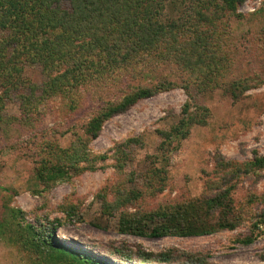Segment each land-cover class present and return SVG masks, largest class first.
Segmentation results:
<instances>
[{
    "label": "rangeland",
    "instance_id": "rangeland-1",
    "mask_svg": "<svg viewBox=\"0 0 264 264\" xmlns=\"http://www.w3.org/2000/svg\"><path fill=\"white\" fill-rule=\"evenodd\" d=\"M195 1L173 0L166 4L163 17L176 19L185 17L187 11L196 13ZM62 6L68 8L69 4ZM197 8L202 14L206 9ZM236 11L241 16L230 17L228 31L221 37L207 36L208 25L198 28L205 38L199 42L202 52L210 53L217 38L214 47H234L237 52L230 71L217 78L211 75L207 89L191 83L184 62L185 69L175 63L151 65L138 68L139 74L122 67L86 79L75 92L72 109L66 98L69 109L62 99L43 98L41 122L31 130L21 127L20 103L17 95L9 93L0 113V264H62L47 259L46 251L51 248L45 244L41 245L46 251L18 245L25 232L21 227L27 223L53 229L61 244L87 251L107 264H198L191 262L202 258L211 264H264V224L253 225L264 211V170L235 179L232 196L239 224L233 229L185 237L122 231L134 221L133 227L150 231L160 224L154 216L159 208L209 195L207 182L219 175L217 158L242 163L255 154L264 155V0H245ZM193 52L188 54L198 69L199 59ZM23 76L39 87L46 80L36 64H26ZM240 78H248L253 87L234 100L226 94L225 84ZM160 80L173 85L138 99L123 113L106 119L97 137L86 138L87 121L106 104ZM2 90L0 85V93ZM18 92L30 94V85ZM40 93L38 88L35 94ZM186 102L191 110L199 106L209 109L206 124L193 125L186 138L172 144L175 148H160L159 130L178 121ZM76 136L85 141L90 160L99 155H105L104 159H95L94 169L70 178L48 185L39 181L35 172L38 159L68 148ZM116 149L119 168L114 161ZM86 164L79 162V166Z\"/></svg>",
    "mask_w": 264,
    "mask_h": 264
},
{
    "label": "trees",
    "instance_id": "trees-1",
    "mask_svg": "<svg viewBox=\"0 0 264 264\" xmlns=\"http://www.w3.org/2000/svg\"><path fill=\"white\" fill-rule=\"evenodd\" d=\"M196 1V13L187 11L185 17L165 19V6L173 0H0V85L3 88L0 113L5 99L12 92L20 103L21 127L35 129L36 123L41 122L43 98L62 99L65 108L72 109L76 102L75 92L86 79L95 74H110L122 67L139 74L142 72L138 68L151 65L175 63L185 69L184 62L190 72L191 83L199 89H207L213 79L211 75L217 78L230 71L237 52L234 47H214L219 38L209 47H212L210 53L202 52L199 42H205V38H201L198 28L208 25L210 33L206 32L207 36L221 37L228 31L230 17L241 16L236 9L245 0ZM65 2H68V8L62 6ZM201 6L206 7L203 14L197 8ZM194 49V52L201 53L196 56ZM188 52H193L199 59L198 69ZM26 64L40 66L46 75L40 87L25 80L23 69ZM25 85H30V94L18 92ZM172 85V81L160 80L151 86L134 88L118 101L106 104L87 121L84 128L86 138L97 137L106 119L123 113L138 99L150 97ZM225 85L226 94L234 100L253 87L248 78L231 80ZM38 88H41V93L36 95ZM65 98L71 103L70 106L67 104L69 107L65 105ZM209 114L206 106L191 110V105L186 102L178 121L167 130H159L160 148H175L176 144H172L186 138L193 125L206 124ZM86 146L85 141L76 136L68 148L51 151V154L39 158L35 167L37 179L48 185L77 175L82 170L94 169L95 159H104L105 155L90 160ZM116 151L118 149L113 154L117 166ZM217 159L219 175L218 179L207 182L209 195L195 197L173 207L159 208L152 214L160 224L150 231L133 227L136 221L128 223L122 231L149 237L169 234L185 237L209 234L222 228L233 229L239 224L232 196L235 179L264 170V155L255 154L251 160L242 163ZM80 161L87 164L79 166ZM261 224H264V211L253 222L254 228ZM57 225L60 226L61 221L57 220ZM22 229L25 232H22L23 239H19L18 245L46 251L47 248L41 245L45 244L51 248L46 251L48 260L62 264H107L87 251L61 244L53 236V229L46 230L41 223H27ZM244 241L249 242L248 239ZM194 261L211 264L204 258L191 263Z\"/></svg>",
    "mask_w": 264,
    "mask_h": 264
}]
</instances>
